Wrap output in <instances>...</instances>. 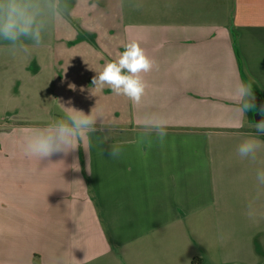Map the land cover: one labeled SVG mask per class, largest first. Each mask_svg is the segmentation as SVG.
Here are the masks:
<instances>
[{"label":"crops","instance_id":"1","mask_svg":"<svg viewBox=\"0 0 264 264\" xmlns=\"http://www.w3.org/2000/svg\"><path fill=\"white\" fill-rule=\"evenodd\" d=\"M119 4L73 0L54 38L57 52L98 48L107 55L99 53L100 66L134 39L155 60L142 103L124 97L125 115L110 111L107 142L97 132L67 155L26 156L23 137L52 121H19L12 103L21 84L0 63V113H11L0 115V264H264L256 181L264 150L254 162L236 152L244 133L256 135L249 122L264 116L240 117L230 95L251 78L257 109L264 106V0ZM146 111L167 117L168 135L142 151L136 137ZM111 144L123 146L119 159Z\"/></svg>","mask_w":264,"mask_h":264},{"label":"clouds","instance_id":"2","mask_svg":"<svg viewBox=\"0 0 264 264\" xmlns=\"http://www.w3.org/2000/svg\"><path fill=\"white\" fill-rule=\"evenodd\" d=\"M124 4L125 0H120L119 6L123 7ZM96 7L97 4L92 3L90 10ZM135 7L139 8L140 5L136 4ZM72 14L73 0H0V42L6 44L13 55L28 52L30 47H40L50 32L66 25ZM154 67L155 60L146 54L139 41L130 40L123 45V50L115 60L105 63L99 71L92 69L96 72L92 78L93 89H108L116 96L126 97L134 105H140L148 87L144 74L151 72ZM70 87L73 90L75 88L74 85ZM230 95L238 105L236 113L240 117L245 118L246 112L257 110L264 116V106L257 109L251 78L247 81L241 79ZM67 103L71 105V101ZM61 105L64 108L61 118L23 137L22 150L26 156L41 161L58 154L67 155L81 146L83 138L97 132L104 134V142L111 138V129L105 124L104 110L97 105L88 113ZM239 126L243 127V124ZM248 127L254 129L256 135L244 133L245 139L238 144L236 152L240 159L254 162L257 154L264 150V142L257 138L258 135H264V118L256 123L249 122ZM167 129L168 119L165 115L154 111L144 112L138 119V148L143 151L154 145L163 146L168 135ZM110 149L112 159L121 157L122 145L111 144ZM256 181L259 197L260 191L264 189V168L257 170ZM248 215L250 218L257 215L252 205H249Z\"/></svg>","mask_w":264,"mask_h":264},{"label":"rangeland","instance_id":"3","mask_svg":"<svg viewBox=\"0 0 264 264\" xmlns=\"http://www.w3.org/2000/svg\"><path fill=\"white\" fill-rule=\"evenodd\" d=\"M74 20L75 27L79 23L84 24V18ZM56 32L57 29L45 36L40 47H30L28 52H18L15 55L8 50L6 44L0 42V63L5 65L1 73L16 75L21 84V90L13 98L16 102L12 103L15 106L13 112L21 119L19 121L45 123L61 118L64 115L61 104L85 113L97 105L104 110L105 121L112 115L115 116V112H110L112 110H117L124 116L126 106L122 102L123 96H103L102 91L93 89L92 78L96 75L94 70L99 71L102 67L98 65L99 53L100 58L107 55L98 48V52L95 51L89 44H80L74 50L63 48L57 52L54 39ZM74 59L78 62L75 65L72 62ZM70 85L75 86L74 90ZM68 101H71V105H68ZM8 114L11 113H0L3 116Z\"/></svg>","mask_w":264,"mask_h":264},{"label":"water","instance_id":"4","mask_svg":"<svg viewBox=\"0 0 264 264\" xmlns=\"http://www.w3.org/2000/svg\"><path fill=\"white\" fill-rule=\"evenodd\" d=\"M262 118H264V117H257V121L259 122Z\"/></svg>","mask_w":264,"mask_h":264}]
</instances>
